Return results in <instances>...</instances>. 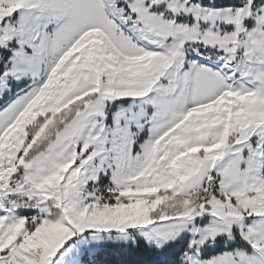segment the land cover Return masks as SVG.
I'll return each instance as SVG.
<instances>
[{
    "label": "rangeland",
    "instance_id": "obj_1",
    "mask_svg": "<svg viewBox=\"0 0 264 264\" xmlns=\"http://www.w3.org/2000/svg\"><path fill=\"white\" fill-rule=\"evenodd\" d=\"M241 2L0 0V264H77L130 235L161 248L186 234V264H264V0ZM74 103L25 160L45 129L28 142L26 126Z\"/></svg>",
    "mask_w": 264,
    "mask_h": 264
},
{
    "label": "trees",
    "instance_id": "obj_2",
    "mask_svg": "<svg viewBox=\"0 0 264 264\" xmlns=\"http://www.w3.org/2000/svg\"><path fill=\"white\" fill-rule=\"evenodd\" d=\"M198 2L201 6L204 7H212L216 9H223V8H241L245 5L246 2H234V0H194ZM257 0H254L256 2ZM253 2V3H254ZM100 35V34H99ZM95 36H98L96 34ZM81 44V43H80ZM4 51V50H0ZM8 56V53L5 51L3 52ZM200 52L196 51L194 55L189 50L188 56L196 57L197 59H202L201 57H205L204 55H199ZM4 59V56H2ZM186 56V58H189ZM11 95L7 96L10 97ZM6 98V99H7ZM3 100L0 102V105L7 102V100ZM86 98H83L85 101ZM86 102V101H85ZM71 104L66 109L61 110L57 114L51 115L46 114L44 116L39 115L35 118L32 124H29L25 128L27 141L30 142L36 132L41 128L42 125H45V129L43 130V136L37 138L31 146L28 148L27 152L25 153V160H30L37 155L43 153L51 142L54 141L55 135L60 132L68 122L75 117V113L77 112V107L80 109L81 106H76ZM68 112V113H67ZM52 117L51 123L47 122L49 117ZM8 134H5V136ZM4 136V137H5ZM3 137V138H4ZM251 141V140H250ZM252 142V141H251ZM264 152V147L261 148ZM254 149L250 150L253 151ZM263 156V155H262ZM210 190L206 191H198L194 194H190L187 198L175 197L176 203L171 204L170 206L159 208V214L164 213L168 216H175L181 211L188 209L189 207H194L201 201L207 200ZM11 195V196H10ZM18 200V204L25 207H29V203L27 202L25 197L22 196H14L9 194L5 201L9 202L10 200ZM22 200V201H21ZM20 201V202H19ZM175 204L183 205L182 207L170 210V207L174 206ZM178 212V213H177ZM157 217H154V219ZM36 224V223H34ZM131 236V239L126 243H107L102 245L98 250L92 252L90 254H81L77 261V264H186L184 262L186 254L189 252L190 248V240L189 235L186 234L181 238L174 240L173 242L158 248L154 244H149L146 242L145 239L139 236ZM219 242V241H218ZM224 246H215L209 253H202V258H210L211 256L217 255L221 253L219 248ZM228 248L232 247V245L227 246Z\"/></svg>",
    "mask_w": 264,
    "mask_h": 264
},
{
    "label": "bare ground",
    "instance_id": "obj_3",
    "mask_svg": "<svg viewBox=\"0 0 264 264\" xmlns=\"http://www.w3.org/2000/svg\"><path fill=\"white\" fill-rule=\"evenodd\" d=\"M116 19V18H115ZM90 29V28H89ZM90 32H96L95 30H91V31H89V32H86L85 34H83V36H87ZM82 36V37H83ZM83 38H80L76 43H75V45L74 46H72V47H70V48H68V49H66L65 51H64V56H63V59L70 53V51L72 50V48H74L75 46H76V44H78V42L80 41V40H82ZM116 46V45H115ZM117 47V46H116ZM146 47V46H145ZM118 48V47H117ZM119 49V48H118ZM117 54H119V53H117ZM121 55V54H120ZM63 59H61V60H63ZM211 66V65H210ZM211 67H214L215 69H216V71L218 72V74H220L221 75V77H222V79L224 80V83H225V85L226 84H234V82H233V79L231 80L228 76L226 77V78H224L223 77V68H222V66H215V64H213ZM213 69V68H212ZM56 71V68L54 67L49 73H53V72H55ZM47 79H50V75H48L47 77H46V79H45V81H43L44 83H42V85L44 84V86L47 84ZM41 85V86H42ZM43 89V88H42ZM227 93H231V90L229 89V90H226V91H223L220 95H217L215 98V101H217V100H219V98L223 95V94H227ZM197 104H192V108L190 109V110H194L196 107ZM202 107H206L207 106V104H200ZM9 124V123H8ZM8 128V127H7ZM7 133V130L6 131H4L3 132V134H2V137H1V139L0 140H2V138H3V136H5V134ZM156 143V142H155Z\"/></svg>",
    "mask_w": 264,
    "mask_h": 264
},
{
    "label": "crops",
    "instance_id": "obj_4",
    "mask_svg": "<svg viewBox=\"0 0 264 264\" xmlns=\"http://www.w3.org/2000/svg\"><path fill=\"white\" fill-rule=\"evenodd\" d=\"M88 30H89V29H87V30H85V31H82V33H86ZM80 35H81V33H80ZM80 35H78V37H77L76 39H74L70 44L74 43L75 40H78ZM62 52H63V51H62Z\"/></svg>",
    "mask_w": 264,
    "mask_h": 264
}]
</instances>
